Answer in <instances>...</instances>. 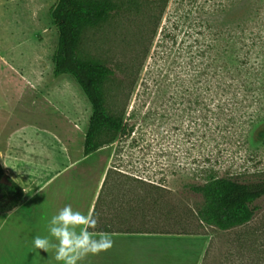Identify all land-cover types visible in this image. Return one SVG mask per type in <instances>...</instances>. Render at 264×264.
I'll return each instance as SVG.
<instances>
[{
	"label": "rangeland",
	"instance_id": "rangeland-1",
	"mask_svg": "<svg viewBox=\"0 0 264 264\" xmlns=\"http://www.w3.org/2000/svg\"><path fill=\"white\" fill-rule=\"evenodd\" d=\"M57 1L0 0V149L23 156H1L2 168L32 186L59 172L48 190L79 207L106 171L97 238L111 236L104 224L142 225L163 233L138 234L199 239L191 264H260L240 245L264 224V202L246 228L221 231L196 218L202 199L190 187L210 171L239 181L264 177V0H168L162 13L160 4L141 2L138 12L122 11L84 33L78 55L112 70L105 104L125 124L91 157L83 156L91 105L72 75L52 73ZM52 217L31 233L15 215L0 216L1 261L62 264L55 249L34 247L37 236L53 239ZM109 255L79 264H106Z\"/></svg>",
	"mask_w": 264,
	"mask_h": 264
},
{
	"label": "trees",
	"instance_id": "trees-1",
	"mask_svg": "<svg viewBox=\"0 0 264 264\" xmlns=\"http://www.w3.org/2000/svg\"><path fill=\"white\" fill-rule=\"evenodd\" d=\"M141 2L160 4L162 13L168 0H58L50 12L58 28L53 76L72 75L92 108L84 135L83 154L85 156L95 152L105 143L111 142L117 134L124 133L125 124L122 116L110 113L105 104L104 84L113 72L99 61L81 59L78 53L82 36L89 29L106 24L122 11L138 12ZM104 135L108 136L107 140H103ZM4 175L0 164V213L18 206L24 197L22 188L7 175L8 184L1 182ZM106 175L107 172L92 210L95 215L99 209ZM190 188L202 199V204L196 208V218L203 224L221 231L246 228L261 211V205L264 202V177L251 181H239L228 176H217L210 171L201 183L191 184ZM99 227L97 225L91 230L100 232ZM102 227V232L163 233L152 227L145 228L142 225L137 227L133 224L108 223ZM182 241L184 240H178L173 245L185 247ZM198 241L199 239H191V250H194L192 244ZM240 246L248 253L258 255L262 259L260 264H264V224L252 229L251 236L242 237Z\"/></svg>",
	"mask_w": 264,
	"mask_h": 264
},
{
	"label": "crops",
	"instance_id": "crops-1",
	"mask_svg": "<svg viewBox=\"0 0 264 264\" xmlns=\"http://www.w3.org/2000/svg\"><path fill=\"white\" fill-rule=\"evenodd\" d=\"M33 94H38L42 98H44V94L46 95L43 90H35ZM13 153L14 150L11 148H6L3 151L0 149V157L6 155L8 159L16 160L23 158V156ZM93 153L86 156L91 157ZM83 156L85 157V155ZM3 170L10 177L8 169L4 168ZM58 174L59 172L46 177L41 183H36L34 180L33 186L17 183L24 193L22 202L10 211L0 213V216L15 215L19 225L28 227L29 232L32 233L35 230L34 228L43 225L48 217L54 216L56 212L52 207L56 209L59 206L58 208L62 209L66 205H71L73 210L80 211L82 214L92 211L99 196L106 171H103L94 193L89 192L86 203L83 205L82 202L80 207L75 199L73 202L69 201L70 203H67V201L62 203L59 192L55 189L48 190L49 186L57 179L55 176ZM12 180L14 181V179ZM74 190L77 189L74 188ZM24 206L28 207L26 208L27 211L23 210ZM109 233H111V238L114 240V246L110 249L106 264H191V235ZM178 240H184L182 242L185 243V247H173L174 242H178ZM178 252L184 256L183 260L173 259L174 254ZM2 261L0 259V264H5Z\"/></svg>",
	"mask_w": 264,
	"mask_h": 264
},
{
	"label": "clouds",
	"instance_id": "clouds-1",
	"mask_svg": "<svg viewBox=\"0 0 264 264\" xmlns=\"http://www.w3.org/2000/svg\"><path fill=\"white\" fill-rule=\"evenodd\" d=\"M26 191V190H25ZM98 225V218L94 212L82 214L66 205L54 215L49 223V237L37 236L34 238V247L49 252L56 250L55 259L62 264H79L88 255H98L110 250L114 240L107 233L89 231Z\"/></svg>",
	"mask_w": 264,
	"mask_h": 264
},
{
	"label": "water",
	"instance_id": "water-1",
	"mask_svg": "<svg viewBox=\"0 0 264 264\" xmlns=\"http://www.w3.org/2000/svg\"><path fill=\"white\" fill-rule=\"evenodd\" d=\"M1 182L4 183V184H8V180H7L6 175H4V176L1 178Z\"/></svg>",
	"mask_w": 264,
	"mask_h": 264
}]
</instances>
